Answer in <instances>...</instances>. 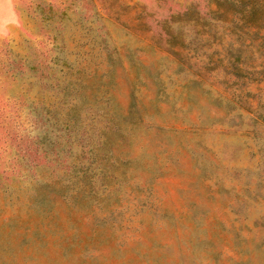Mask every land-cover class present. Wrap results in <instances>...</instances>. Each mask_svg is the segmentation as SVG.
Returning <instances> with one entry per match:
<instances>
[{"label":"rangeland","instance_id":"374dc122","mask_svg":"<svg viewBox=\"0 0 264 264\" xmlns=\"http://www.w3.org/2000/svg\"><path fill=\"white\" fill-rule=\"evenodd\" d=\"M0 264H264V0H0Z\"/></svg>","mask_w":264,"mask_h":264},{"label":"trees","instance_id":"16d2710c","mask_svg":"<svg viewBox=\"0 0 264 264\" xmlns=\"http://www.w3.org/2000/svg\"><path fill=\"white\" fill-rule=\"evenodd\" d=\"M215 13L217 12V11H214Z\"/></svg>","mask_w":264,"mask_h":264}]
</instances>
